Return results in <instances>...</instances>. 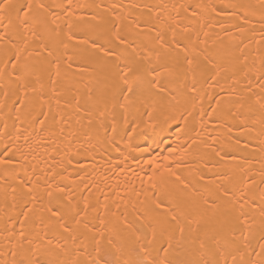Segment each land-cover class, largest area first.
Returning <instances> with one entry per match:
<instances>
[{"label":"snow or ice","instance_id":"6c2138e0","mask_svg":"<svg viewBox=\"0 0 264 264\" xmlns=\"http://www.w3.org/2000/svg\"><path fill=\"white\" fill-rule=\"evenodd\" d=\"M0 264H264V0H0Z\"/></svg>","mask_w":264,"mask_h":264},{"label":"bare ground","instance_id":"6f19581e","mask_svg":"<svg viewBox=\"0 0 264 264\" xmlns=\"http://www.w3.org/2000/svg\"><path fill=\"white\" fill-rule=\"evenodd\" d=\"M172 114L171 110L164 109L154 111L151 118L148 116H138L136 124L130 123V126L135 129V132H129V135L133 136L132 143L136 151H132L131 155L128 154L131 151L130 149L125 151L124 155L127 156L126 161H124L120 152L111 149L103 152L102 157L98 154L95 157L99 165L98 173L103 174L109 168L114 172H119V168L115 167L119 164H123L128 169L129 175H131L132 171L139 172L141 167L148 170L145 161L150 157H156L158 162L164 163L162 157L168 154L169 146L176 147L178 143H183V138L177 135L179 131L177 126L168 119ZM132 119L133 117L129 116L130 122ZM121 135H123V132H121ZM125 143H127V140L120 142L121 151H124ZM108 161L111 163H107ZM82 162L86 166L91 163L87 159H84ZM100 174H93L96 181H100L103 178ZM107 174L112 175V172H108ZM121 180H123V176H121ZM109 182L112 183L114 181Z\"/></svg>","mask_w":264,"mask_h":264}]
</instances>
